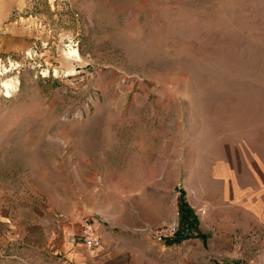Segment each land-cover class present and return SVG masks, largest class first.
Masks as SVG:
<instances>
[{
  "label": "rangeland",
  "instance_id": "rangeland-1",
  "mask_svg": "<svg viewBox=\"0 0 264 264\" xmlns=\"http://www.w3.org/2000/svg\"><path fill=\"white\" fill-rule=\"evenodd\" d=\"M255 198L264 0H0V264L93 256L83 215L107 264H264Z\"/></svg>",
  "mask_w": 264,
  "mask_h": 264
},
{
  "label": "crops",
  "instance_id": "crops-1",
  "mask_svg": "<svg viewBox=\"0 0 264 264\" xmlns=\"http://www.w3.org/2000/svg\"><path fill=\"white\" fill-rule=\"evenodd\" d=\"M239 187L236 189L239 192ZM232 190V195L235 194V187H231ZM257 190V188L255 189ZM251 191V190H250ZM222 205V204H221ZM233 210H234V215L236 214V218L234 217L233 219V224H235V221H239V211H240V200H235L232 201L231 204ZM249 208L255 215V218H261L263 215L264 211V204H263V199L258 200L255 198V200H250L249 203ZM221 207V206H220ZM258 216V217H256ZM261 216V217H259ZM96 226L98 229V232L101 236V245L97 248H94L92 253L95 252V254L91 257H84L83 251L81 248L83 247H78V252L73 253V257L69 259H51L50 261H42L44 264H107L110 262V260H107L106 258L110 257L111 255H108L109 251L116 246L114 243L109 242L108 239L110 235H108L106 229L104 227H101V223L99 222L98 218L96 217ZM238 225H234L236 228Z\"/></svg>",
  "mask_w": 264,
  "mask_h": 264
},
{
  "label": "built area",
  "instance_id": "built-area-1",
  "mask_svg": "<svg viewBox=\"0 0 264 264\" xmlns=\"http://www.w3.org/2000/svg\"><path fill=\"white\" fill-rule=\"evenodd\" d=\"M180 230L178 220L153 227L150 232L158 241L173 239ZM78 242L87 249H94L101 245V236L96 226V219L92 215H83L80 220Z\"/></svg>",
  "mask_w": 264,
  "mask_h": 264
},
{
  "label": "trees",
  "instance_id": "trees-1",
  "mask_svg": "<svg viewBox=\"0 0 264 264\" xmlns=\"http://www.w3.org/2000/svg\"><path fill=\"white\" fill-rule=\"evenodd\" d=\"M180 230L178 231L177 235L173 238L168 240L171 241H181L182 239L189 238L192 236L194 230L198 228L199 218L198 215L195 213L194 209L190 207L186 201H181L180 203ZM200 237H205L203 233H197Z\"/></svg>",
  "mask_w": 264,
  "mask_h": 264
},
{
  "label": "bare ground",
  "instance_id": "bare-ground-1",
  "mask_svg": "<svg viewBox=\"0 0 264 264\" xmlns=\"http://www.w3.org/2000/svg\"><path fill=\"white\" fill-rule=\"evenodd\" d=\"M74 53H77V52L74 51Z\"/></svg>",
  "mask_w": 264,
  "mask_h": 264
}]
</instances>
